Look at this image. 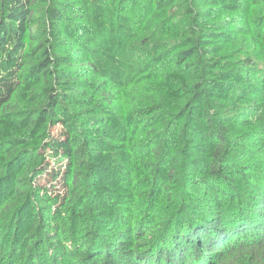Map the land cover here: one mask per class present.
I'll list each match as a JSON object with an SVG mask.
<instances>
[{
    "label": "trees",
    "instance_id": "obj_1",
    "mask_svg": "<svg viewBox=\"0 0 264 264\" xmlns=\"http://www.w3.org/2000/svg\"><path fill=\"white\" fill-rule=\"evenodd\" d=\"M0 264H264V0H0Z\"/></svg>",
    "mask_w": 264,
    "mask_h": 264
},
{
    "label": "rangeland",
    "instance_id": "obj_2",
    "mask_svg": "<svg viewBox=\"0 0 264 264\" xmlns=\"http://www.w3.org/2000/svg\"><path fill=\"white\" fill-rule=\"evenodd\" d=\"M49 171H51V170H49ZM46 181V180H45ZM61 196L63 197L64 196V193L63 194H61Z\"/></svg>",
    "mask_w": 264,
    "mask_h": 264
}]
</instances>
